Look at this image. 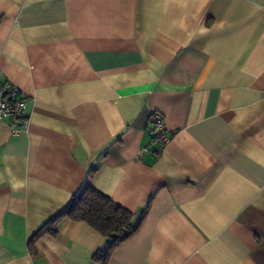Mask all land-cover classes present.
Returning <instances> with one entry per match:
<instances>
[{"label": "crops", "instance_id": "0c3cea01", "mask_svg": "<svg viewBox=\"0 0 264 264\" xmlns=\"http://www.w3.org/2000/svg\"><path fill=\"white\" fill-rule=\"evenodd\" d=\"M4 81L0 264H99L68 218L28 249L86 185L144 213L108 264H264V0H0Z\"/></svg>", "mask_w": 264, "mask_h": 264}, {"label": "trees", "instance_id": "16d2710c", "mask_svg": "<svg viewBox=\"0 0 264 264\" xmlns=\"http://www.w3.org/2000/svg\"><path fill=\"white\" fill-rule=\"evenodd\" d=\"M65 218L85 222L108 240L106 247L94 255L99 264H108L115 248L140 229L144 213L136 216L93 186L86 185L72 197L67 207L51 217L33 235L28 245L31 254L36 251L34 242L45 234H55L57 224Z\"/></svg>", "mask_w": 264, "mask_h": 264}, {"label": "built area", "instance_id": "2783aa9c", "mask_svg": "<svg viewBox=\"0 0 264 264\" xmlns=\"http://www.w3.org/2000/svg\"><path fill=\"white\" fill-rule=\"evenodd\" d=\"M26 101L20 90L8 81L0 83V120H9L13 133L27 122ZM149 132L152 138L168 142L170 137L165 132L164 118L158 112H152L149 118Z\"/></svg>", "mask_w": 264, "mask_h": 264}]
</instances>
